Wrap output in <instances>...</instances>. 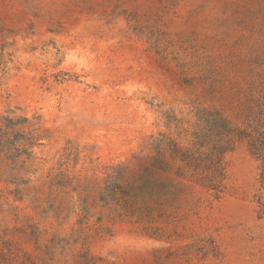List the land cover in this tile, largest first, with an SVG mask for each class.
<instances>
[{"label":"rangeland","instance_id":"1","mask_svg":"<svg viewBox=\"0 0 264 264\" xmlns=\"http://www.w3.org/2000/svg\"><path fill=\"white\" fill-rule=\"evenodd\" d=\"M247 107L264 110V0H0V264H264L247 141L223 145L218 197L194 185L151 223L103 198L161 134L186 146L207 110L222 143Z\"/></svg>","mask_w":264,"mask_h":264},{"label":"trees","instance_id":"2","mask_svg":"<svg viewBox=\"0 0 264 264\" xmlns=\"http://www.w3.org/2000/svg\"><path fill=\"white\" fill-rule=\"evenodd\" d=\"M200 112L205 125L186 142V146L161 134V139L152 143L156 156L144 159L136 174L129 176L127 168L121 166L109 169L103 198H117L121 202L125 199L121 205L127 217L151 223L155 213L165 214L166 208L190 192L194 185L214 197L219 196L224 177V144L247 141L253 155L264 162V110L259 114L255 107L252 110L247 107L245 129L230 128L222 143L211 140L207 126L216 123L221 129L227 128L228 121L220 116L215 119L207 110ZM130 199L134 201L130 202Z\"/></svg>","mask_w":264,"mask_h":264}]
</instances>
